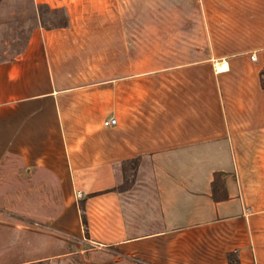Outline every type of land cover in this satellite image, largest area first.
Listing matches in <instances>:
<instances>
[{"label": "crops", "instance_id": "1", "mask_svg": "<svg viewBox=\"0 0 264 264\" xmlns=\"http://www.w3.org/2000/svg\"><path fill=\"white\" fill-rule=\"evenodd\" d=\"M28 1L0 61V209L33 254L264 264V0Z\"/></svg>", "mask_w": 264, "mask_h": 264}, {"label": "rangeland", "instance_id": "2", "mask_svg": "<svg viewBox=\"0 0 264 264\" xmlns=\"http://www.w3.org/2000/svg\"><path fill=\"white\" fill-rule=\"evenodd\" d=\"M24 2L26 4H24ZM62 14L53 15L40 11L42 26L59 24ZM36 15L28 0H0V61L13 58L35 27ZM143 32H136L142 34ZM153 34V32H152ZM162 55V42H136V55ZM162 63H152V67ZM5 209V210H4ZM0 264H94L92 257L72 255H37L30 245L29 232L14 231L13 208L0 209ZM36 250V249H35ZM49 257V259H47ZM43 261H36L42 259Z\"/></svg>", "mask_w": 264, "mask_h": 264}, {"label": "trees", "instance_id": "3", "mask_svg": "<svg viewBox=\"0 0 264 264\" xmlns=\"http://www.w3.org/2000/svg\"><path fill=\"white\" fill-rule=\"evenodd\" d=\"M53 15H57V14L54 13ZM63 20H64V17L62 16V19H61V22H60V23H62V25L65 24L64 23L65 20H64V22H63ZM51 26H56V25L54 23H52ZM137 163H138L137 160H132V161H129V162H126V163L122 164V167H123V178H124V182H123L124 185H123V187L125 185H127L128 181L131 178L134 177L135 170L137 168ZM82 221L85 224V218H84L83 214H82ZM228 259H229L230 263H232V264H238V261L232 259L231 256H228Z\"/></svg>", "mask_w": 264, "mask_h": 264}, {"label": "built area", "instance_id": "4", "mask_svg": "<svg viewBox=\"0 0 264 264\" xmlns=\"http://www.w3.org/2000/svg\"><path fill=\"white\" fill-rule=\"evenodd\" d=\"M251 58L254 59L255 55H252ZM103 125L105 127L115 126L116 125V120L115 119H108V120L104 121Z\"/></svg>", "mask_w": 264, "mask_h": 264}, {"label": "bare ground", "instance_id": "5", "mask_svg": "<svg viewBox=\"0 0 264 264\" xmlns=\"http://www.w3.org/2000/svg\"><path fill=\"white\" fill-rule=\"evenodd\" d=\"M225 67V65L223 64V63H219L218 64V67H216V68H218V69H223Z\"/></svg>", "mask_w": 264, "mask_h": 264}]
</instances>
